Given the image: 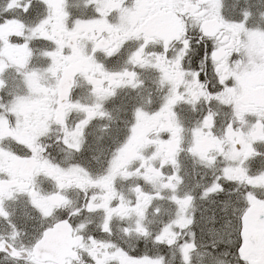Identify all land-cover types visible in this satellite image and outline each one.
Wrapping results in <instances>:
<instances>
[{"label":"snow or ice","instance_id":"snow-or-ice-1","mask_svg":"<svg viewBox=\"0 0 264 264\" xmlns=\"http://www.w3.org/2000/svg\"><path fill=\"white\" fill-rule=\"evenodd\" d=\"M41 6L48 14L31 27L11 14L18 8L34 16L31 0H7L0 12V220L11 228L0 236V264H164L163 255H141L138 244L111 239L113 220L133 217L134 226L121 229L125 236L175 247L181 264H191L198 252V233L209 237L199 253L208 264H264V170L252 175L248 166L264 157L254 147L264 144V27L250 26L251 10L229 19L224 0H85L94 15L81 18L67 11V0H42ZM259 17L264 21V12ZM33 42L47 44L43 67L32 66ZM122 58L123 67H111ZM9 69L19 77L14 88L5 79ZM143 70L159 75L152 111L135 102ZM77 78L93 103L74 98ZM121 89L136 95L115 103ZM180 105L198 113L191 128L181 121ZM109 109L127 118L117 120ZM53 132L72 158L67 166L44 143ZM185 132L191 134L187 146ZM96 151L106 153L103 162ZM184 152L212 173L197 185L199 196L178 194ZM92 162L103 170L94 174ZM41 175L55 191L38 188ZM129 179L134 201L117 187ZM149 184L156 191H145ZM72 190L83 194L79 207L69 198ZM164 191L176 217L153 234L144 221ZM16 195L28 197L40 220L37 235L19 247L21 231L4 207ZM197 200L211 206L199 218ZM96 213L103 214L97 228L108 239L86 234L87 226L77 223Z\"/></svg>","mask_w":264,"mask_h":264},{"label":"flooded vegetation","instance_id":"flooded-vegetation-1","mask_svg":"<svg viewBox=\"0 0 264 264\" xmlns=\"http://www.w3.org/2000/svg\"><path fill=\"white\" fill-rule=\"evenodd\" d=\"M264 0H224V8L223 13L226 14V11L230 10V6L234 3L237 4L234 14L238 16L239 12L242 9L248 8L252 12V18L250 21V26H257V23L261 24L259 14L264 12V4H262ZM7 2V1H6ZM31 2L36 5V14L32 17H25L21 14L20 9H14L13 14H17L18 17L29 25V27L36 24L39 20H41V12L47 11L46 6H41L42 0H31ZM131 2V0H129ZM7 4V3H6ZM85 0H67V11L73 14V17H81L88 18L91 15H94V9L86 8ZM116 16V13H113V17ZM115 22V21H114ZM264 27V25L262 26ZM47 47V44L35 43L33 42V48L35 49L36 55L32 60V66L43 67L45 63H43L44 57L39 55V52ZM113 68L123 67V58L116 65L111 66ZM140 78L145 81L143 88L138 89V95L132 93L130 89H121L118 92V96L116 98L115 103L128 102L131 96L136 95V104H142L143 107L152 111L153 106L158 103L159 93H157L156 89L158 87L159 75L157 72L153 70H143L141 71ZM5 79H7L10 88H14L16 84L19 83V78H16L15 70L9 69V71L5 75ZM149 93H151V97H149ZM74 98H78L83 103L91 104L94 102V97L89 94L88 85L84 80L77 78V86L74 88ZM152 100V104H148V99ZM203 107V106H201ZM112 113V116L119 120L127 118L126 115L122 112H117L115 110L109 109ZM181 121L185 124L186 128H191L193 124L196 122V118L198 113L192 114L190 109L186 105H180L177 109ZM74 119L80 118L77 114H73ZM226 117L221 110V115L218 117V120H225ZM107 123V121H104ZM217 135H220L222 132V126H218L216 129ZM58 132H53L51 137L46 139L44 143L51 145L52 152L51 155L56 160L64 163L67 166V163L72 162V158L67 151L62 150V145H59L55 141L56 135ZM94 135H99L98 131L94 130ZM191 141L190 132H185V146ZM4 147L11 148L10 142H5ZM257 151L264 153V144H256L254 146ZM151 148L148 149L146 154H150ZM93 155L98 156L99 160L103 162L106 158V153L101 154V152L96 151ZM180 166H181V175L184 177V183L180 185L178 194L183 196L186 193H193L199 196L201 192V188L197 187V185H204L207 183V179L205 178V174L210 178L212 173L204 168L201 163L194 159L187 152H184L179 157ZM248 166H250L251 171L250 174L255 175L261 170H264V157H257L254 160L248 161ZM88 167L93 171V173L101 172L102 166L96 162H92L88 165ZM135 183L134 180H119L117 183L118 189L128 198L135 200V196L129 191V189ZM37 186L45 193L55 191V186L53 182L43 175L37 178ZM144 190L147 192H154V189L150 184L144 185ZM166 198L164 200H154L152 202L151 207L147 212V219L144 221L145 225L148 227L150 232L153 234L159 232V230L163 227V225L170 220L175 219L177 208L176 205L170 202L167 197L171 195L170 192L164 191L162 193ZM69 198L73 202V207H79L80 204L84 202L83 194L78 190H72L68 193ZM197 205L200 211L197 212V217H200L201 212L205 207H211L210 205L197 200ZM5 209L11 213V221L17 225V228L21 231V235L19 239L16 241V246L19 247L21 244L28 245L33 240V238L37 235V227L40 223L39 217L35 214L32 209L28 197L26 195H16L14 199L5 201L4 204ZM159 208L160 212L158 214H154V209ZM71 210V209H69ZM103 214H86L81 215L77 218V223H84L86 227V234L97 235L98 239H108L106 234L100 233L97 225L102 222ZM135 224V217L131 220H123L114 219L112 222V230L113 236L111 237L117 244L123 245L127 247L128 245H139L137 247V251L139 254L144 255L147 254L149 256L158 257L160 255L164 256V264H181V258L178 250L173 247L171 249H165L163 246L156 245L153 243L152 238H144V237H136L133 234L131 237L125 236L121 231L124 227H131ZM11 232V228L9 227L6 221L0 220V236L7 237ZM26 233V234H25ZM209 237L205 236L201 238V235L198 233L197 243L200 245L198 248V252L192 254V262L191 264H208V257L205 255L203 260L199 253H205L204 244L207 243ZM212 239H215L213 236ZM8 264H12L11 261Z\"/></svg>","mask_w":264,"mask_h":264},{"label":"rangeland","instance_id":"rangeland-1","mask_svg":"<svg viewBox=\"0 0 264 264\" xmlns=\"http://www.w3.org/2000/svg\"><path fill=\"white\" fill-rule=\"evenodd\" d=\"M262 4H264V1H262ZM229 8H231L230 10H228V11H226V14H225V17H227V18H229V19H232V18H236L237 16L234 14V10H233V5L232 6H230ZM46 12L47 11H43L42 10V12H41V18L43 19V17H45L47 14H46ZM13 15H16V16H18L16 13L15 14H13ZM261 21V20H260ZM262 23L261 24H259V23H257V25H259V26H263L264 25V21H261ZM42 51V50H41ZM40 51V52H41ZM40 52H39V55H40ZM41 56V55H40ZM43 63H45V61H43ZM34 67H36V66H34ZM16 78H17V76H16ZM19 78V77H18ZM21 91H23V89L21 88Z\"/></svg>","mask_w":264,"mask_h":264},{"label":"trees","instance_id":"trees-1","mask_svg":"<svg viewBox=\"0 0 264 264\" xmlns=\"http://www.w3.org/2000/svg\"><path fill=\"white\" fill-rule=\"evenodd\" d=\"M7 0H0V12H2V10L4 9V7L6 6V2Z\"/></svg>","mask_w":264,"mask_h":264}]
</instances>
